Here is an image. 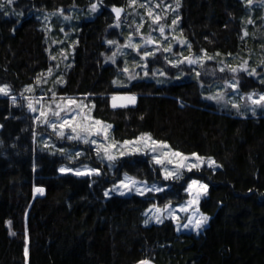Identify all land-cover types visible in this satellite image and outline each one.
Segmentation results:
<instances>
[{
    "label": "trees",
    "instance_id": "trees-1",
    "mask_svg": "<svg viewBox=\"0 0 264 264\" xmlns=\"http://www.w3.org/2000/svg\"><path fill=\"white\" fill-rule=\"evenodd\" d=\"M128 1L14 0L9 5L0 0V85L20 97L52 65L42 12L97 3L91 17L74 16L81 18L64 39L66 45L75 43L71 63L60 74L63 83L51 93L90 103L92 116L111 124L116 141L148 133L173 150L212 157L219 167L194 168L164 180L149 155L135 153L121 157L110 172L88 143L74 140L69 145L87 149L89 163L103 172L60 174L64 154L37 145L36 132L45 126L23 105L0 95V264H264V112L244 114L210 100L204 71L220 79L233 76L243 92L263 90L264 82L244 71L217 72L209 59L195 78L163 83L137 79L116 86L121 64L109 60V40L122 37L116 23ZM114 7L123 8L120 18ZM247 9L245 0H179V33L194 54L262 58L256 52L262 51L260 42L254 45L244 35ZM160 65L171 73L166 60ZM118 93L135 96V103L112 107ZM123 172L170 188L105 196L104 189ZM190 178L208 185L200 201L209 215L203 230L178 231L171 219L145 224L143 212L150 204L187 198ZM37 187L44 189L42 195H34Z\"/></svg>",
    "mask_w": 264,
    "mask_h": 264
},
{
    "label": "rangeland",
    "instance_id": "rangeland-1",
    "mask_svg": "<svg viewBox=\"0 0 264 264\" xmlns=\"http://www.w3.org/2000/svg\"><path fill=\"white\" fill-rule=\"evenodd\" d=\"M13 1L14 0H12V2ZM245 1L248 5V13L246 15L247 20L244 29V35L245 33H247V35H245L246 37L251 36L250 38H248L249 41H252L254 45L255 43L260 42L262 51H256V49H254V51H256L257 53L259 52L260 54L262 53V58L256 57L255 55H245L242 57H221L220 55L209 56L206 53L194 54L191 51L188 41L179 33L178 21L175 25H173L172 23V21L177 20L178 17V8L176 6L177 0H136L135 4H132L131 0H129L126 8H124L123 17L116 23L117 26L123 29L121 39L119 38L115 41L113 39L109 40L114 42L111 43L112 53L109 56V58H114L109 60L115 62L119 59L121 64L117 76L114 79V81L118 82L115 83V85L119 87L127 86L137 79L154 80L158 83H163L195 78L199 76L200 69L204 68V62L209 59L215 62L212 68L216 69V71H224L228 69L232 73H235L237 71H244L247 74H250L254 72V74L250 75L263 83L264 0H252L251 3H249L248 0ZM6 3L9 5L11 4L8 3L7 0ZM95 4L97 5V3ZM140 5H147V7H140ZM148 8L152 9L153 17L148 16ZM98 9L99 6L97 5L96 11ZM96 11H92L91 6L86 9L71 7L67 10L60 9L52 12H42L40 18L42 19L44 28L47 31V39L50 44L47 48V51L50 56V60L53 61V63L47 70L44 71L43 77L39 78L40 83H37L36 81L33 84L25 86L23 88V92L18 95L20 97L10 95L9 92L7 96H9L10 99L15 97V105L17 107L23 105L28 111H30L28 108L29 99L32 100L33 106L36 108V111L30 112L35 120L40 124V126H45V131L36 132V139L38 142L37 145H39V147L41 148L44 147L51 148V150H56L60 153H63L66 157L65 162H62L58 166V173L60 174L75 175L74 173L77 169L81 171L95 169L98 171V174L80 176H96L100 175L103 172V169L101 167L93 166L89 163L91 156L88 155L89 152L87 151V149L81 147H72L69 145L70 142L78 140L82 143H88L89 146H91L92 153L95 158L99 159L103 164H106L110 172L114 170L116 161H118L121 157L135 153H139L142 155L147 154L149 155L152 162L159 166L162 178L164 180H168L164 178L165 169L169 172L176 171L177 166L181 163V158L179 156L171 155V153L173 152H179L183 156L189 158L188 160L183 161V164L185 166L178 169L179 177L185 176L189 171V167L192 164L198 163L196 158L192 156V154L195 152H181L178 150H173L169 147L167 142L151 137L152 140L160 142L161 144H166L168 146L166 148L160 147L156 152H152L150 150L151 141L139 139L148 133H142L136 138L116 141L111 136V128L107 129L106 132L103 130V125L111 124L101 119L94 118L91 114V104L79 97L65 96V98H73L78 102H81V108H74L72 112H61L60 117H53L49 115L48 123L42 122L44 117H40L39 121L37 120V117L40 116V113L42 111L46 112L49 108H51L53 111H60V108L57 107L58 104L61 105V107L67 106L66 102L61 100V97L53 96V93H51L58 84L63 83L64 77L60 76V74L62 73L63 69L65 67L67 68L71 63L73 46L75 43L70 42L68 43V45H66L64 39L69 37V35L71 34V31L69 30L72 29V25H74V23H76L81 18H74V16L78 15L77 12H80V14H83L85 17H91ZM154 16H160L161 19L157 23H153ZM249 21H251V23H249ZM57 24L61 25L59 27L60 29L55 28ZM161 25L164 28L163 34H161L159 30ZM138 27L139 30L137 31ZM253 35H256L255 37L258 39H253ZM148 37H151L153 41L150 44L145 43ZM129 38H131V44L138 47L128 46ZM181 41H184V43H181ZM166 48H170V51H164V49ZM145 53L153 54L145 55ZM52 57H55V59H52ZM161 59L166 60V64L172 67L171 73L160 65ZM189 59H195L198 62L192 64L188 62ZM125 68L128 70L127 72L124 71ZM49 69H52L51 75H48ZM232 69H236V71H232ZM145 73H147V75H145ZM204 73L209 76L208 80L210 81V83L206 86V88H204V90L205 95L210 100H214L215 102H218L223 106L230 105L232 108H234V110H237V112H241L244 114L264 112V101H261L260 104L253 103V100H259L261 96H264V89L243 92L238 88V83L233 76L227 79H220L217 78L216 75H214V72L209 74L204 71ZM129 76H132L134 78L130 80ZM58 80H61L62 82L57 83ZM232 85H235V87H232ZM0 86H5V84H1ZM29 86L33 88V91H25ZM44 90H48L50 95L44 96V94L42 93V91ZM34 91H36L37 93H35ZM217 95H222L223 99H214L213 97H216ZM113 96L127 97L132 95L126 93H118L114 94ZM249 96L252 97L251 100L248 99ZM37 101H39V103H37ZM117 103L124 104L128 102L126 100H118ZM233 105H237L238 108L234 107ZM73 116H75L74 120H72ZM64 119H68L73 123L74 126H77V131L73 132L71 128L61 129L60 125L63 123ZM97 120L101 121L102 124H96ZM52 124H56L55 129L52 127ZM81 129H87V131H82ZM97 129H100L99 134L96 133ZM61 130L65 132V135L63 137L58 135V132ZM77 132L79 133L81 138H68L69 136H76ZM86 140L87 142H85ZM125 141H131L134 143L125 144ZM112 145H115V147H112ZM136 149H139V151H136ZM121 152H124L125 155H120ZM77 153H79V155H77ZM196 154L200 157L205 158V162L201 163L199 168L212 167L214 169L216 167H219V164L217 162H215V164L212 166H209V164L206 162L208 158H211V160L214 161L212 157L203 156L198 153ZM108 155H112L113 157H115V159H107ZM154 157L155 159H161L164 162L158 164L155 162ZM82 158L84 159V161H82ZM62 167L70 168L73 171L61 173L59 169ZM193 169L194 168H192V170ZM126 176L131 177L134 181H136L134 186L130 185V190H125L121 187L122 181L128 183V181L125 180ZM192 180H197L202 184H206L199 179L190 178L185 183V192L187 194V198L184 201L177 204H173L171 202L163 204H150L145 208L143 212L144 223L146 220L148 221V223L145 224L157 223L155 217L158 215L161 221L165 219H171L178 231H202L203 228L208 224L209 215L201 210L200 201L207 195V193L201 195L197 203L190 204L189 201L193 199L195 193L193 192L192 194H190L186 191V189L188 188V185ZM114 187L117 190L111 191ZM153 188H160L164 190L170 188V184H165L158 181L149 182L127 172H123L116 182L112 183L110 186L104 189V193L108 191L109 195H121V192H124L123 195H141L138 191H136V189H140L141 191H143V195L160 192L144 191L145 189ZM157 208L161 209L159 213L156 212ZM201 216L208 217L207 221L203 223V225L199 228L193 227L195 221ZM190 219L191 223H189ZM185 224H188L189 226L184 227ZM149 264L152 263L149 262Z\"/></svg>",
    "mask_w": 264,
    "mask_h": 264
},
{
    "label": "snow or ice",
    "instance_id": "snow-or-ice-1",
    "mask_svg": "<svg viewBox=\"0 0 264 264\" xmlns=\"http://www.w3.org/2000/svg\"><path fill=\"white\" fill-rule=\"evenodd\" d=\"M8 3H12V0H7ZM132 4H135L136 3V0H131ZM249 3L252 2V0H248ZM177 8L179 7V0H177V4H176ZM0 7H2V5H0ZM140 7H147V5H140ZM158 7V5H157ZM97 9V5L96 4H93L92 5V11H96ZM113 11L116 13V16L117 18H119L120 14H121V11L122 9L120 8H113ZM148 16L149 17H153V11L151 8H148V12H147ZM161 19L160 16H154L153 18V23H157L159 20ZM179 17H177V20H173L172 23L173 25H175L178 21ZM249 23H251V21H249ZM139 30V27L137 28V31ZM160 32L161 34H163V31H164V28L163 26L161 25L160 26ZM245 35H247V33H245ZM152 39L151 37H148L147 40L145 41V43L147 44H150L152 43ZM109 43H114L113 41H109ZM181 43H184V41H181ZM128 46H131V47H138V46H134L131 44V38H129V45ZM164 51H170V48H166L164 49ZM153 53H145V55H152ZM114 57H110L109 59H113ZM52 59H55V57H52ZM189 63H192V64H195L197 63L198 61L195 60V59H189L188 61ZM223 70V69H221ZM125 72H127L128 70L125 68L124 69ZM232 71H236V69H232ZM52 73V69H49L48 70V75H51ZM250 74H254L253 73H250ZM145 75H147V73H145ZM134 77L132 76H129V79H133ZM62 81L61 80H58L57 83H61ZM37 83H40L39 79L37 80ZM114 83H118L117 81H114ZM232 87H235V85H232ZM25 91H28V92H31L33 91V88L31 86H29ZM9 92V89L8 87L5 85V86H0V94H3V95H7ZM53 96H55V93H53ZM214 99H217V100H221L223 99V96L222 95H217L216 97H213ZM135 96H127V97H117V96H113L112 97V101H113V104H112V107H117V106H126L125 104H118L117 101L118 100H126L128 103H135ZM249 100L252 99L251 96L248 97ZM61 100L62 101H65L66 102V105L65 107H61V105H57L58 108H60V111H53L51 108L48 109V111H42L40 113V116L37 117V120L39 121L40 120V117H44L43 119V123H48V117L49 115L53 116V117H60L61 116V112H72L74 108H81V102H78L77 100L73 99V98H65V97H61ZM261 101H264V96H261L259 100H253V103L255 104H260ZM12 102L13 104L16 103V98L13 97L12 98ZM37 103H39V101H37ZM234 107H237V105H233ZM28 108L30 111H36V108L33 106V102L31 99H29V102H28ZM75 119V116H73L72 120ZM96 124H102L101 121H96ZM52 127L55 129L56 128V124H52ZM61 129H64V128H71V130L73 132H76L77 131V126H74L73 123L71 121H69L68 119H64L63 123L60 125ZM111 128V125H103V130L106 132L107 129H110ZM82 131H87V129H81ZM100 132V129H97L96 130V133L99 134ZM58 135H60L61 137H63L65 135V132L63 130L59 131L58 132ZM69 139H78V138H81L79 133L77 132V135L76 136H69L68 137ZM139 139H142V140H145V141H151V148L150 150L152 152H156L158 148L160 147H168L166 144H161L160 142H157L155 140H152L151 139V136L148 135V134H145L143 137L139 138ZM87 142V140L85 141ZM131 143H134V142H131V141H125V144H131ZM112 147H115V145H112ZM107 151V150H106ZM136 151H139V149H136ZM77 155H79V153H77ZM120 155H125L124 152H121ZM171 155H174V156H179L181 158V163L177 166V170L176 171H167L165 169V179H170V178H179V175H178V169L181 168V167H184L185 165L183 164V161H186L188 160L189 158L186 157V156H183L181 153L179 152H173L171 153ZM193 157L196 158V160L198 161V163H195V164H192L190 167H189V171L192 170V168H196L198 169L201 165V163H204L205 162V158L203 157H200L198 156L196 153H193L192 154ZM107 159L109 160H113L115 159V157H113L112 155H108L107 156ZM155 159V157H154ZM155 162L158 163V164H161L163 163L164 161L161 160V159H155ZM171 162V161H169ZM209 166H212L215 164V161L211 160V158H208L207 161H206ZM59 171L61 173H67V172H72L73 170L70 169V168H60ZM75 175H92V174H98V171L95 170V169H91V170H87V171H81L79 169L75 170ZM125 180L128 181V183H125V182H121V187L124 188L125 190H130V185L134 186L136 181H134L131 177H125ZM207 188L208 186L206 184H202L200 183L199 181L197 180H192L191 183L188 185V188L186 189L187 192H189L190 194H192L193 192L195 193L193 199L191 201H189L190 204H195L198 202L199 198L201 195H204L207 193ZM117 189L114 187L111 191H116ZM136 191H138L141 195L144 194L143 191H141L140 189H136ZM144 191H163V189H160V188H153V189H145ZM44 192V189L43 188H34V195L39 193V194H43ZM121 195L124 194V192H121L120 193ZM105 196H108L109 195V192L106 191L104 193ZM167 207V206H165ZM182 210H186V209H182ZM161 211V209L157 208L156 209V212L159 213ZM156 219V222L157 223H161L162 221L160 220V217L157 215L155 217ZM208 217L206 216H201L199 219H197L195 221V224L193 225V227L195 228H199L200 226L203 225V223H205L207 221ZM145 223H148V221L146 220ZM189 223H191V219L189 221ZM189 225L188 224H185L184 227H188ZM25 254L27 255V247L25 248ZM139 264H149V261H140Z\"/></svg>",
    "mask_w": 264,
    "mask_h": 264
},
{
    "label": "water",
    "instance_id": "water-1",
    "mask_svg": "<svg viewBox=\"0 0 264 264\" xmlns=\"http://www.w3.org/2000/svg\"><path fill=\"white\" fill-rule=\"evenodd\" d=\"M120 9H122L121 7H119ZM115 16H116V13H115Z\"/></svg>",
    "mask_w": 264,
    "mask_h": 264
}]
</instances>
